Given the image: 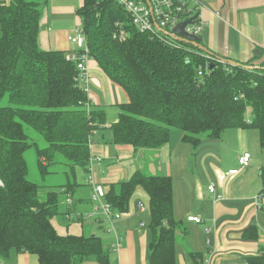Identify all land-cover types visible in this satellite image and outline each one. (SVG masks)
<instances>
[{"label":"trees","instance_id":"obj_1","mask_svg":"<svg viewBox=\"0 0 264 264\" xmlns=\"http://www.w3.org/2000/svg\"><path fill=\"white\" fill-rule=\"evenodd\" d=\"M47 1L0 0V254L15 248L36 255L39 264H81L89 258L109 264L110 251L97 233L61 235L52 223L58 215L82 225L92 221L84 218L91 209L84 211L83 199L73 197L83 184L76 179L78 169L91 185L92 137L105 127L106 112L93 106L79 85L68 51L39 46L41 5ZM76 15L89 59L128 97L109 126L112 144L135 152L158 149L169 144L176 129L195 148L205 139L221 138L227 129L243 128L256 129L264 149V60L232 65L170 34L139 32L117 0H83ZM27 129L44 145L30 142ZM32 147L41 180L57 173L49 166L65 165V183L45 185L28 178L26 153ZM260 177L259 194H264V165ZM43 187L50 190L41 197ZM138 187L149 197L150 263L172 264L175 231L185 234V229L173 216L169 175L137 170L126 180L104 184L105 200L126 212ZM245 262L264 264V253Z\"/></svg>","mask_w":264,"mask_h":264},{"label":"crops","instance_id":"obj_2","mask_svg":"<svg viewBox=\"0 0 264 264\" xmlns=\"http://www.w3.org/2000/svg\"><path fill=\"white\" fill-rule=\"evenodd\" d=\"M189 6L192 8L191 16L198 15L199 37L206 49L232 61L253 60L252 64L256 65L264 60V0H198L190 1ZM76 9L71 0H49L43 5L38 36L42 49L75 50V46L72 50L67 48L64 38L58 37V31L51 28L50 23L52 17L59 14L67 16L68 21L74 24L75 14L76 28L80 25ZM87 79V96L93 106L104 108V103L109 102L105 91L110 92L113 104L127 101L126 93L92 59L87 61ZM109 126L105 124L92 137L91 154L102 157L101 163L95 165L94 175L98 183L103 186L122 181L137 170L172 178L173 216L185 229V234L175 236L172 264H244L246 257L264 253V199L261 208L256 209L254 205V197L262 188V162L249 150L250 141L258 142L257 131L227 129L219 139L203 140L195 151H190V145L182 141L181 133L174 147L170 139L169 144L161 148L135 152L130 146L112 144L111 134L106 136L103 133L104 129L110 132ZM234 144L236 147L233 149ZM244 153L250 157L249 165L236 175H227L230 169L235 168L234 164L238 165L237 159ZM195 158L196 164L193 162ZM209 185L214 186V192H209ZM91 194L92 186L86 184L85 179L81 186L75 188L73 198L83 199L81 208L88 211L91 209ZM139 204L143 205V210ZM148 205L147 193L138 187L130 199L128 210L115 224L123 239L121 248L112 249L113 234L107 237L109 264H151ZM190 215L200 217L201 221H188L187 216ZM70 222L73 223H66V228L59 230L55 219H52L53 226L61 235H80L88 230L95 233L103 225L94 221H85L83 225ZM0 264L39 263L36 255L12 248L7 256L0 254ZM81 264L98 263L89 258Z\"/></svg>","mask_w":264,"mask_h":264},{"label":"built area","instance_id":"obj_3","mask_svg":"<svg viewBox=\"0 0 264 264\" xmlns=\"http://www.w3.org/2000/svg\"><path fill=\"white\" fill-rule=\"evenodd\" d=\"M123 6L125 11L130 15L134 27L139 32L151 33H167L176 38L171 32L172 28L181 20L191 16L192 8H190V1L198 0H150L151 8L142 0H117ZM184 12L186 16H182ZM186 31L199 36L201 31L200 24L187 25ZM165 31V32H163ZM165 33V34H166ZM69 41L74 44L75 50L66 53V59L75 61L78 69L77 80L79 85L87 92V61L88 47L86 44L85 35L80 25L75 28L72 35L69 36ZM101 156L90 157L89 159V183L92 185L91 202L92 208L84 214V218L92 220L96 223H105L107 225L106 232L113 234L114 243L112 249L119 250L122 246V236L116 231L115 224L121 218L123 212L116 211L105 200V190L103 186L95 180V165L101 161ZM250 163L248 154H242L238 157L239 168H232L227 172V175H236L240 169L245 168ZM209 192H214V186H208ZM222 198V196L220 195ZM264 199V194H258L254 197V205L256 209L261 208V203ZM140 210L144 207L139 204ZM188 221L199 223L201 218L198 216H187ZM209 259V257L207 258ZM205 259L206 263L208 260ZM246 264V263H244Z\"/></svg>","mask_w":264,"mask_h":264},{"label":"rangeland","instance_id":"obj_4","mask_svg":"<svg viewBox=\"0 0 264 264\" xmlns=\"http://www.w3.org/2000/svg\"><path fill=\"white\" fill-rule=\"evenodd\" d=\"M49 1V0H48ZM76 4V8H79L80 4H81V0H71ZM44 5V4H43ZM43 5H41V7H43ZM74 24H71L70 21H68V17L67 16H63V15H59V14H55L52 19H51V23H50V27L53 28L54 30L58 31V37L59 38H64L63 40L66 41V46L68 49H74V45L70 44V42L68 41V36L72 35L75 31V18H77L74 14ZM68 42V45H67ZM64 50V49H62ZM105 94L109 95V102L108 103H104V110L106 112V125L107 124H111L112 122H115L118 118V114H119V104H113L111 103V94L109 91H105ZM5 102V100H3ZM251 117V111L250 109L247 110V118L250 119ZM31 139L30 142H36L38 143L39 146H43L44 142L42 141V139L40 138V136L35 133L34 131L27 129ZM255 131H257L256 129H254ZM110 131V130H109ZM103 133L106 134V136H108V134H111V131L108 132V130H103ZM182 131L181 130H176L173 129L170 133V139H172L171 143H172V147H174L177 144V141L180 140V136H181ZM256 133V132H255ZM234 147H236V144L233 145V149ZM190 151H192L196 148H193L192 146H190ZM223 150V149H222ZM249 150L250 152H252L255 155V158H257V160L259 162H262V165H264V149L262 150L259 146V143L254 140L249 142ZM27 160H28V164H29V175L28 178L32 181L38 182L39 184H60V183H65L67 181V176H66V172H69V169L67 166L65 165H51L49 166V169L56 171V174L53 175H47V179L44 181L41 180V178L38 175V170L36 167V155H35V149L34 147L30 148L27 153ZM186 157V156H185ZM194 164H196V158L193 160ZM238 162V159H237ZM235 168L237 167V169L239 168V164H234L233 165ZM230 168V167H229ZM86 173L81 170L78 169L77 170V174H76V179L77 181H79L80 183L84 182V180L86 179ZM129 177L125 178L124 180L128 179ZM47 190H50V188H46L43 187L40 189V196L43 197L45 192ZM89 191V190H87ZM64 196H61V200H63ZM148 213V210H147ZM55 219V225L57 226V228L59 230H64V225H66V223H73L70 222V220H67L63 215H58L55 218H53V220ZM101 230V231H99ZM98 231H95V233H97L106 243L108 241V236L109 234L106 232L107 230V225L104 223L102 225V228L99 229ZM87 232V231H86Z\"/></svg>","mask_w":264,"mask_h":264},{"label":"water","instance_id":"obj_5","mask_svg":"<svg viewBox=\"0 0 264 264\" xmlns=\"http://www.w3.org/2000/svg\"><path fill=\"white\" fill-rule=\"evenodd\" d=\"M146 3L148 4V6L151 8V3L150 0H145ZM184 16L187 15L186 12L183 13ZM197 13L195 15L189 16L181 21H179L171 30V32L176 36V39L179 42H184V43H190L191 45L198 47L199 49L203 50L206 53H211L208 49H206L205 47L201 46L199 41H200V37L194 34H191L189 32L186 31V26L187 25H193L198 23V19H197ZM165 32V31H163ZM166 33V32H165ZM167 34V33H166ZM223 61L224 63H229L232 65H238V63H236L235 61L232 60H228V59H223L220 60ZM247 69H256L258 68L257 66H245ZM211 68V66H210ZM2 184L1 180H0V185ZM164 224L167 225V222L164 221ZM176 234H178L177 230L175 231Z\"/></svg>","mask_w":264,"mask_h":264},{"label":"bare ground","instance_id":"obj_6","mask_svg":"<svg viewBox=\"0 0 264 264\" xmlns=\"http://www.w3.org/2000/svg\"><path fill=\"white\" fill-rule=\"evenodd\" d=\"M107 166V165H106ZM74 186V185H73Z\"/></svg>","mask_w":264,"mask_h":264}]
</instances>
